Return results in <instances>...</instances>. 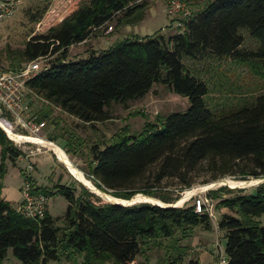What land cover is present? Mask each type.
<instances>
[{"label":"trees","instance_id":"trees-1","mask_svg":"<svg viewBox=\"0 0 264 264\" xmlns=\"http://www.w3.org/2000/svg\"><path fill=\"white\" fill-rule=\"evenodd\" d=\"M145 7V0H80L56 25L29 35L22 47L5 46L0 71H16L42 57L40 70L26 83L33 99L86 123L107 120L111 101L140 98L153 83L185 96L186 111L166 115L160 129L111 139L102 148L94 143L87 152L84 172L96 188L121 199L145 194L158 200L136 195L130 201H157L162 206L100 202L81 185L76 194L73 186L55 183L48 194L62 195L67 201L62 224L57 225L58 217L51 218L46 211L38 219L24 217L0 196V264L7 247L21 264L60 258L73 264L77 260L79 264H129L154 245L165 250L155 264H182L186 249L178 241L190 236L195 226L209 229V216L195 212L190 204L164 207L177 196L136 188L135 183L151 181L155 186L174 179L188 187L202 169L209 174L208 181L264 176V84L252 96H241L232 107L217 110L210 97L214 84L206 77L210 70L195 64L228 58L264 70V0H209L191 11L182 32L167 37L131 36L84 58L67 59L68 47L86 39L93 29L113 17L136 14V21ZM44 11L33 12L32 20ZM243 32L253 40V47H241ZM32 113L37 121L49 115L41 107ZM19 154L0 129V182L5 161L12 162ZM33 190L47 195L37 186ZM217 190L232 191L225 186ZM235 191L219 198L208 191L216 199L215 209H226L216 222L224 233L226 262L264 264V183L246 193L241 188ZM164 239L167 242L162 243ZM184 264L201 263L189 258Z\"/></svg>","mask_w":264,"mask_h":264},{"label":"rangeland","instance_id":"rangeland-1","mask_svg":"<svg viewBox=\"0 0 264 264\" xmlns=\"http://www.w3.org/2000/svg\"><path fill=\"white\" fill-rule=\"evenodd\" d=\"M12 16L9 19L0 21V65L4 64L3 48H20L31 34L44 32L49 26L56 25L58 21L68 15L75 9L80 0H19ZM188 7L189 11L202 8L209 0H181ZM146 7L143 9L141 17L135 21V16L127 18L113 17L104 25L93 29L88 37L81 42L72 44L68 47L67 59L74 60L86 57L91 51L97 52L105 48L114 46L124 38L137 36H149L151 34L167 37L170 34L182 32L176 24L166 14V0H145ZM45 8L44 13L38 19L32 20V13ZM134 22L129 23V20ZM37 22H43L40 27L36 28ZM254 46L252 39L243 32L242 48H251ZM200 67H207L210 72L206 73L209 83L214 84L210 92V97L215 102L217 110L227 109L226 106L232 107L241 96L250 97L256 93L264 84V70L255 64L249 62H238L232 59H217L210 61H199L195 63ZM41 99V98H40ZM42 101V100H41ZM189 102L185 96L171 92L166 85L153 83L150 89L140 98L127 100L125 102L111 101L106 108L109 117L104 121L81 122L78 119L64 113L60 109L49 105L44 106V102L35 100L31 106L32 112L40 107L48 112V118H44V124L38 129V135L44 141L49 142L51 137L53 143L59 147L74 165V169L64 166L52 149L44 147L37 143L16 145L19 151L29 152L32 157L27 163L25 159L18 160L16 167H22L19 172L12 166L11 161H7L6 171L1 178L0 196H4L15 207L21 199L20 187L25 180L24 169L30 163L32 169L28 172L29 180L47 194L45 196V211L51 218H57V225H61V217L64 215L67 201L62 195L48 194L53 184L59 183L67 186H73L75 193L79 191V183L73 176L75 170H79L85 179L89 182L88 186L99 196L100 202H106L108 198L101 197L95 190L97 188L87 178L86 171L88 167V148L96 143L102 148L103 145L110 143L126 135L137 136L146 134L145 132L153 128L154 130L162 127L163 119L169 113H182L186 111ZM213 110L211 106H208ZM4 116V115H3ZM8 117V116H6ZM35 137V136H30ZM44 138V139H43ZM112 139V140H111ZM30 145V147H28ZM37 149V150H35ZM66 150L69 153H66ZM58 153H62L57 150ZM21 153V152H20ZM23 154V153H21ZM64 155V154H63ZM65 156V155H64ZM65 156V158H66ZM25 165V166H24ZM23 171V172H22ZM73 174V175H72ZM72 177H71V176ZM77 177V176H76ZM209 174L205 170H200L193 179V183L188 187L178 185L174 179L160 181L155 186L151 181H141L135 183L136 188H155L162 190L164 194L171 198L177 196L173 201L174 204H181L192 193H201L206 189V185L215 182L213 190L217 198L224 197L235 193L236 187L245 182H249L241 188L244 193L252 190L253 186L259 180L250 178L233 179L230 176H224L225 180L208 181ZM220 178V179H222ZM231 189L230 193L217 190L218 185ZM239 184V185H238ZM196 187V188H195ZM94 188V189H93ZM193 188L192 190H189ZM189 190V191H187ZM99 191V190H97ZM208 191L204 193L208 195ZM110 196L109 194H106ZM212 198L210 195H208ZM143 197V196H139ZM138 197V198H139ZM158 200L157 198H150ZM183 200V201H182ZM216 199L212 198V212L209 216L210 228L203 229L195 226L190 236L178 241L186 249V255L183 257L182 264L189 258L198 260L201 264H218L219 259H226L224 253L225 238L222 230L216 226L219 214L226 209H215ZM185 204H190L187 199ZM182 205V206H183ZM264 221V217H261ZM167 242L166 239L161 240ZM161 246H151L144 254H138L132 264H155L157 259L164 256V248ZM146 250V249H145ZM2 264H21V262L12 254L11 247H7ZM46 264H73L70 261L60 258L59 260H48ZM76 264H79L77 260ZM130 264V263H129Z\"/></svg>","mask_w":264,"mask_h":264},{"label":"built area","instance_id":"built-area-1","mask_svg":"<svg viewBox=\"0 0 264 264\" xmlns=\"http://www.w3.org/2000/svg\"><path fill=\"white\" fill-rule=\"evenodd\" d=\"M19 3V0H0V21L9 19ZM165 11L180 29H184L186 19L191 16V11L181 0H166ZM42 23L37 22L36 28L38 29ZM42 60L43 58L39 57L25 62L16 71H0V124L13 135L41 137L37 131L44 121H37L36 116L29 109L34 94L26 83L40 70ZM8 138L16 145L31 143L27 140L16 141ZM31 169L30 163L24 169L26 175L20 187L21 199L15 209L24 217L38 219L45 212V196L33 190L28 176ZM204 192L191 194L187 199L190 200L195 212H205L210 216L212 198ZM185 201L178 206H182ZM218 264H227L226 259H219Z\"/></svg>","mask_w":264,"mask_h":264},{"label":"bare ground","instance_id":"bare-ground-1","mask_svg":"<svg viewBox=\"0 0 264 264\" xmlns=\"http://www.w3.org/2000/svg\"><path fill=\"white\" fill-rule=\"evenodd\" d=\"M11 137H13V139H15L16 141H21V140H27V141H30L31 143L34 142V143H37L39 145H42L44 147H48L50 149L53 150V152L56 154V156L62 160V162L64 163V166L66 168H68V170L70 171V169H74V165L71 163V161L69 160V158L66 156V154L59 148L57 147L56 145H54L53 143H50V142H47V141H44L40 138H37V137H30V136H21V135H12ZM57 150L61 151L62 153H58ZM66 158H65V156ZM71 172V171H70ZM72 173V172H71ZM73 175V174H72ZM75 177V179H77L79 182H82L83 184L85 185H89V182L85 179V176L79 171V170H75V173L73 175ZM77 176V177H76ZM94 189V188H93ZM205 189H202L201 191H204ZM101 197H105V198H108V200H114L112 199L110 196L108 195H104L102 194L101 192L95 190ZM117 202H121V203H124L125 201H122V200H116ZM183 201V200H182ZM129 202H139V200L136 198L134 200H131ZM155 204H159V202L157 201H153Z\"/></svg>","mask_w":264,"mask_h":264},{"label":"water","instance_id":"water-1","mask_svg":"<svg viewBox=\"0 0 264 264\" xmlns=\"http://www.w3.org/2000/svg\"><path fill=\"white\" fill-rule=\"evenodd\" d=\"M0 129L5 133V135H7L8 137H10L11 139H13V137H11L13 134L10 133L8 130H6V128H4L1 124H0ZM50 142V141H49ZM250 179H253V180H259L258 182H256L255 184H251L250 186H256L260 183H264V176L262 177H259V178H250ZM81 186H83L85 189H87L90 193H93L94 195H96L93 190L91 188H89L88 186H86L85 184H83L82 182H79L77 179H75ZM219 180H225V178H222V179H219ZM241 181H245V180H241ZM216 182V181H215ZM215 182L213 183H210L208 185H206V189L204 191H207V190H210L212 188H215ZM218 186H221V185H218ZM223 186H225L223 184ZM233 188L234 187H238V186H232ZM196 188V187H195ZM238 188H242V187H238ZM193 188L189 189V190H192ZM99 192H101L102 194H108L106 192H103L102 190L98 189ZM187 190V191H189ZM193 194V193H192ZM110 195V194H109ZM136 195H140V196H143V197H147V198H154V197H151V196H148V195H145V194H141V193H136L134 194L133 196H136ZM97 196V195H96ZM132 196V197H133ZM99 197V196H98ZM110 197L114 200H107L106 202H109V203H113V204H117V205H121V206H129V205H132V204H136V203H150V204H154V203H151V202H148V201H139V202H129L130 199L132 197H130L129 199H121V198H118V197H114L112 195H110ZM189 197V196H188ZM116 200H122V201H125L124 203H121V202H117ZM174 202V201H173ZM173 202H170V203H167V205H165L164 207H177L178 205H175ZM154 205H158V206H162V205H159V204H154Z\"/></svg>","mask_w":264,"mask_h":264},{"label":"crops","instance_id":"crops-1","mask_svg":"<svg viewBox=\"0 0 264 264\" xmlns=\"http://www.w3.org/2000/svg\"><path fill=\"white\" fill-rule=\"evenodd\" d=\"M32 100V101H31ZM30 101H31V103L33 104V102L35 101V100H33V99H31ZM38 132V131H37ZM38 134V133H37ZM29 144H32V143H29ZM28 147H30V145H28ZM21 153H23V154H19L17 157H15L14 158V160L12 161V166H14V168L16 169V170H18L19 172L21 171V168L22 167H16V164H17V162H18V160H20L21 158L22 159H25L26 160V163L32 158V157H30V154H29V152H25V151H20ZM7 161H9V160H6L5 161V164H6V166H7ZM25 166V165H24ZM23 172V171H22ZM33 187H36V185L34 184V186ZM2 198L4 199V200H6V201H8L9 203H10V201L9 200H7L4 196H2Z\"/></svg>","mask_w":264,"mask_h":264}]
</instances>
